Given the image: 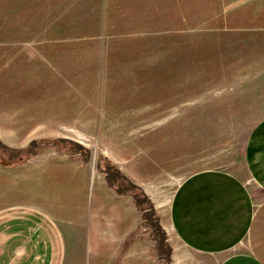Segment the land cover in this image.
<instances>
[{
    "label": "rangeland",
    "instance_id": "1",
    "mask_svg": "<svg viewBox=\"0 0 264 264\" xmlns=\"http://www.w3.org/2000/svg\"><path fill=\"white\" fill-rule=\"evenodd\" d=\"M263 118L264 0H0V141L61 137L89 151L85 163L44 150L0 165V207L29 191L87 198L93 181L104 187L101 154L160 227L190 175L247 180L245 144Z\"/></svg>",
    "mask_w": 264,
    "mask_h": 264
},
{
    "label": "crops",
    "instance_id": "2",
    "mask_svg": "<svg viewBox=\"0 0 264 264\" xmlns=\"http://www.w3.org/2000/svg\"><path fill=\"white\" fill-rule=\"evenodd\" d=\"M246 143L247 180L196 172L159 212L171 264H264V118ZM92 184L87 198L85 189L79 197L69 190L64 197L29 191L26 199L0 207V264H155L142 235L120 254L141 223L132 198L117 195L105 178L104 187Z\"/></svg>",
    "mask_w": 264,
    "mask_h": 264
},
{
    "label": "trees",
    "instance_id": "3",
    "mask_svg": "<svg viewBox=\"0 0 264 264\" xmlns=\"http://www.w3.org/2000/svg\"><path fill=\"white\" fill-rule=\"evenodd\" d=\"M44 150H55L60 154H65L70 158H77L84 163L88 162L89 151L82 145L68 140L60 138H40L31 141L23 149H13L4 145L0 141V165L5 167H15L23 164L25 161L35 156ZM81 157V159H80ZM97 170L103 174L105 183L109 189L114 191L119 196L131 197L137 211L142 215V219L146 225L140 224L135 232L131 233L125 240L120 254H123L127 247L139 236H141L140 229L147 227L155 236V244L151 251L156 253L157 259H161L166 264H171V248L166 243L164 232L158 227V219L154 217V213H151V204L147 201V197L142 189L134 185L129 178H127L116 165L109 162L107 159L98 157ZM148 212V213H147ZM119 254V255H120ZM150 254H152L150 252ZM118 259L113 263L117 264Z\"/></svg>",
    "mask_w": 264,
    "mask_h": 264
}]
</instances>
